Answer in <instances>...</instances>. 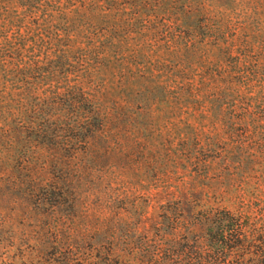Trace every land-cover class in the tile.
<instances>
[{"label":"trees","instance_id":"16d2710c","mask_svg":"<svg viewBox=\"0 0 264 264\" xmlns=\"http://www.w3.org/2000/svg\"><path fill=\"white\" fill-rule=\"evenodd\" d=\"M191 1L0 0V170L49 263L264 264V0H212L214 52Z\"/></svg>","mask_w":264,"mask_h":264},{"label":"rangeland","instance_id":"374dc122","mask_svg":"<svg viewBox=\"0 0 264 264\" xmlns=\"http://www.w3.org/2000/svg\"><path fill=\"white\" fill-rule=\"evenodd\" d=\"M182 1L188 4L189 0ZM189 3H192L195 15L185 19L182 29L185 34L194 38L199 51L205 48L216 51L217 47L210 44V41H213V37H210L213 35V26L210 27L211 30L204 26L206 23L213 25V4L216 3L206 0V11L195 9V1ZM227 4L234 7V4ZM124 5L129 6V3ZM260 27L264 33V8L260 16ZM246 34L251 35L252 32L247 30ZM5 178V172L0 170V182L4 184L0 186V264H51L48 261L49 255L39 251L38 234L41 230L48 229L46 225L53 213L48 208L36 210L34 204L25 206L14 199L8 192L9 186ZM223 203L228 204L226 201Z\"/></svg>","mask_w":264,"mask_h":264}]
</instances>
